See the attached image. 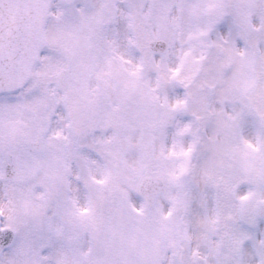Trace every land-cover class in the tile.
<instances>
[{"label": "snow or ice", "instance_id": "1", "mask_svg": "<svg viewBox=\"0 0 264 264\" xmlns=\"http://www.w3.org/2000/svg\"><path fill=\"white\" fill-rule=\"evenodd\" d=\"M0 264H264V0H0Z\"/></svg>", "mask_w": 264, "mask_h": 264}]
</instances>
